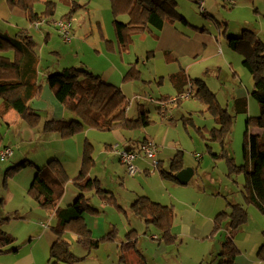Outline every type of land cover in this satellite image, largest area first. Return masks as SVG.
<instances>
[{"label": "rangeland", "instance_id": "1", "mask_svg": "<svg viewBox=\"0 0 264 264\" xmlns=\"http://www.w3.org/2000/svg\"><path fill=\"white\" fill-rule=\"evenodd\" d=\"M50 1L56 4L54 14L48 18L42 16L41 21L43 23L39 29L33 28L30 30L27 21L20 16H14L8 20V23H0V31L12 36L14 31L10 30V28L5 30L6 27L10 26L13 29L16 26L18 28L16 31L19 32L22 29H27L29 35L32 36L36 43V54L40 59L47 58L54 62V65L57 63L67 67L91 65L95 69H101L107 66L105 64L106 58L115 62L118 67L123 65L124 71L123 75L119 77V87L123 85V91L126 98H128L127 111H129L128 114L130 113L129 117L137 115V111H135L137 105L141 104L147 107L149 117L153 123L145 127V129L153 132L157 130L162 120L159 118L157 110L159 105H156V103L168 101L166 108L169 107V117L172 118L171 120H165V124H169L170 130L169 158L163 159V163L166 161L170 165L173 155L182 152L183 168H191L194 173L187 185L178 186L184 191L189 190V188L197 191H200L201 188L205 191L202 195L205 197V202L201 205L200 213L196 216L193 226L195 227L198 222L205 225L209 220L205 209L212 207L211 198L217 199V212L228 211L230 209L229 204H242L246 210V221L235 234L234 231L229 230V232L233 233V240L236 245H240L245 251L254 254L256 258L259 245L263 242L264 215L257 211L254 206L245 204L242 193L245 184L243 174L231 171L225 159H213L211 154L220 153L221 145L216 142L206 141L207 132L214 126L212 117L206 111V106L195 97L172 102V99L178 95H174L175 91L171 88L168 77H166L169 69H171L169 67V59L164 52L156 51L157 42L153 34H158L159 32L152 30L153 34L148 31L133 34L127 42V47L121 50L115 40L112 24L113 15L110 11L109 0H90V6L87 7L86 5L84 8L82 5L72 15L71 41L64 43L52 24L53 21L56 22L65 18L70 13V9L59 0ZM200 1H203L204 9L207 6L211 7L213 14L207 15L206 13L203 15L199 6ZM206 1L176 0V10L179 15L186 18L187 22L189 21L199 27H201L200 25H206L207 31L217 38V47L220 51L217 48V58L208 63L207 68L210 71L205 72L204 67L199 69L191 67L189 72H187L185 62L182 63L183 71H186L187 76V73H189L191 80L201 79L204 83L206 82V87L215 95L217 102L230 114L233 113L234 100L241 98L246 100L247 113L245 115L239 114L235 117L230 140L225 147L227 155L234 160L237 166H240L244 164L245 122L248 118L259 117L261 109L259 104L250 96L253 81L248 71L242 66L243 57L227 47V42L222 32L225 30L226 35L239 36L241 30L247 28L253 31L264 43V0H236L235 6L226 5L220 0H208L207 4L205 3ZM33 9L34 11L36 10V13H41L44 10L43 2H37ZM118 19L121 22H127L129 17L123 11L118 15ZM45 33L50 34L49 43L44 42L43 36ZM77 40L78 42L80 41L83 49L82 56L76 54ZM111 40L115 42L117 48L112 49ZM42 48L43 51L41 52ZM52 49L58 50L59 56L52 54ZM175 65L178 67L177 64ZM217 70L219 72L218 75H216ZM129 71L130 76H134L136 71L138 73L137 77L124 80ZM109 81L112 83L113 80L110 79ZM138 96L141 99H137L136 97ZM161 96L167 98L162 99ZM149 98H152L155 102L148 101ZM40 116V121L35 126H30L24 121H20V125H12L10 127H7L3 121L0 124V148H2L1 146L11 147L12 154L14 153L9 162H0V220H2L0 228L15 237V246L19 247L17 253H12L17 254L16 257L10 259L2 257L0 258V264H13L14 261L18 262L19 260L32 262V255L37 264H50L48 250L43 249L41 246L42 241H38L36 238L38 237L36 233L43 229L33 226L25 215L29 210L28 203L23 204L24 208L16 207V203L21 202V197L17 190L23 187L25 188L24 197L34 206V200L27 192L31 183L29 177H31V173H35V167H43L47 162L44 164L38 162V166H28L17 172L5 173L6 168L22 159L28 149L41 145L40 141L43 140V137L39 133L38 128L42 126L48 114L41 108ZM40 128V132H42V127ZM143 129L126 130L124 133L128 134V136H132V134L139 136ZM85 130L88 129H84L79 133ZM262 130V128L257 127L253 123L249 124L248 133L261 134ZM117 132L118 129L116 132L113 130L110 133L90 129L89 136H84L85 140H83L88 141L90 144L92 143L95 146L96 153L95 143H97L98 139L101 141L109 139L113 145L115 143L113 138L118 137ZM138 136H134V138L137 139ZM116 142L119 143L115 144L118 148L120 144H124V141L120 142L117 140ZM8 143L10 145H7ZM120 148L123 149L122 147ZM195 155L202 158L198 161ZM102 161H104V158H99V169L102 167ZM115 164H117V161H114L113 164L110 162L111 167ZM118 167L120 168V174H118L117 178L106 177L103 178V181L107 183V189L115 194L114 197H116L123 209H116L106 201L104 202L107 207L102 206L98 199L91 201L98 209V214L104 220L106 227L108 225L107 231H109L110 225L115 226L114 237L102 241L95 251L91 250L88 252L85 247L77 243L75 235L67 230L63 237L70 244V250L73 255L78 259L73 264H119L120 251L118 244L121 241H125V234L131 229H135L140 249L147 255L150 262L155 261L152 260L150 254H155L156 257H159L161 264H199L201 261L203 264H211L210 261L208 262L209 259L203 260L201 256L203 254L206 255V258L209 256L211 252L210 241L202 243L192 239H178L174 233L176 230L181 231V227H173V224L171 233L175 236L174 243L166 244L162 242V248L164 247L166 250L161 249L160 252L158 251L157 243L149 239L148 229L145 227L144 221L130 213L129 206L133 201V197L129 198V196L134 191L138 193L137 197L147 193L150 195L151 200L156 202L163 201L162 203H164L165 200H162L163 198H160L156 192L160 190L157 180L162 181L165 179L161 178V180L157 170L153 169L152 166L151 168L148 167L149 173L154 172L155 177L152 179L148 178L146 183H141L142 187L139 188L136 183L131 182L130 177L133 176L128 175L126 172L124 173V169L120 165ZM162 169L168 170L169 167L167 165ZM140 174H143L141 170ZM100 175L102 178V173ZM137 175L140 176L139 173ZM169 182L171 181L169 180ZM217 193L219 194L217 195ZM11 194L12 196H10ZM176 204H178V201ZM203 206L205 209H203ZM171 208L173 212L177 210L175 207L171 206ZM217 214H214L213 218L210 219V234L213 237L219 233L222 235L224 232L226 241L225 225L219 231L213 232V221ZM55 224L56 220L51 218L50 225L54 226ZM103 235L105 236L106 233ZM137 260L136 255L130 254L126 264H136Z\"/></svg>", "mask_w": 264, "mask_h": 264}, {"label": "trees", "instance_id": "2", "mask_svg": "<svg viewBox=\"0 0 264 264\" xmlns=\"http://www.w3.org/2000/svg\"><path fill=\"white\" fill-rule=\"evenodd\" d=\"M39 1L7 0L10 7H17L26 12L31 24L40 21L42 16L48 18L53 15L54 3L49 0H45L42 13L36 14L33 7ZM109 1L115 40L121 50L127 47V42L133 34L152 32V30L160 31L164 24L169 22L188 25L187 20L176 10V0ZM123 11L129 17L127 22H121L118 19V15ZM201 13L205 15L204 10H201ZM201 31L205 30L201 29ZM222 34L225 36L227 47L243 57L242 66L248 71L253 81L250 96L261 109L259 117L248 118L245 122L243 165L237 166L227 155L225 147L230 140L235 117L247 113L246 100H234L233 113L230 114L217 102L215 95L201 79L191 80L187 78L184 71L180 70L170 76V82L178 96L189 83L191 84L192 97L206 106V111L214 123L207 132L206 141L221 145L220 153L211 154L213 159H225L231 171L243 174L245 184L242 193L245 204L254 206L264 215V43L247 28H243L239 36L226 35L225 30ZM37 63L36 43L31 35L20 31L15 36H10L0 31V124L4 114L9 110H15L20 120L30 126L39 123L40 114L29 104L31 99L41 94L42 86L38 83ZM133 77L130 76L129 71L124 80ZM46 84L58 103L71 112L74 118L45 119L42 123L43 132L57 133L66 138L89 128L103 132L117 129L132 131L145 128L153 122L149 117V111L143 106L138 109L136 117H129L127 115L128 99L121 89L102 80L100 76L93 74L84 66L65 67L62 70L50 72L46 78ZM166 98L162 97V99ZM250 123L262 128L261 134L248 133ZM133 149L135 148L131 147L130 150ZM92 165L91 148L87 144L83 151L81 170L73 180L80 194L71 205L62 209L58 208V202L69 181V176L62 164L57 159L51 158L45 166L35 167L27 192L42 210L54 211L58 218L57 226L53 228L56 239L49 249L50 264H73L78 260L71 252L70 244L63 237L67 230L71 231L76 236L77 243L88 251L97 249L102 241L114 237V232H110L102 238H93L84 220L86 214L98 213L86 197L88 192L94 191L100 200L106 201L119 210L123 209L116 202V198L102 188L96 177L88 175ZM28 166L34 167L33 163L24 160L8 167L5 173L17 172ZM182 169V152H178L171 158L169 169H161L159 174L162 179L178 183L175 175ZM229 208L228 211L220 212L215 216L213 232L219 231L224 225L228 230L235 232L245 223L246 210L242 204H229ZM129 209L136 217L144 221L146 227H153L159 232V241L166 244L174 243L175 236L171 233L174 214L171 206H164L148 197L141 196L130 205ZM1 222L2 220L0 224ZM262 235L263 242L256 253L259 262H264V231ZM15 242V237L0 228V255L16 252L19 248L15 246ZM119 251V264H125L129 254H135L139 264H146L138 247L135 230L125 234V241L119 246ZM239 253L232 233L221 245L218 264H236L235 259Z\"/></svg>", "mask_w": 264, "mask_h": 264}, {"label": "crops", "instance_id": "3", "mask_svg": "<svg viewBox=\"0 0 264 264\" xmlns=\"http://www.w3.org/2000/svg\"><path fill=\"white\" fill-rule=\"evenodd\" d=\"M59 1L62 2L65 6H67L70 9V13H68L65 16V17H67L66 20H69L70 22L72 20L71 19L72 15L77 12L76 9L81 8L82 5L84 8L86 5H87V7L90 6V3H89L90 0H59ZM207 1L205 2L206 4H207ZM39 2H43V4H44L45 0H40ZM53 3H54V10H55L56 4H55V2H53ZM75 5H77V6H75ZM110 7H111V4H110ZM110 7H109V9H110ZM202 8H203L205 14L206 13H207V15L213 14L211 12L212 11L211 7L207 6V8L205 7L206 9H204V4H203ZM71 10H73V12H71ZM110 11L112 12L111 9H110ZM35 12H36V10H35ZM38 14H40V13H38ZM53 14H54V11H53ZM14 16H20L23 18V20L27 21L28 22V28H30V30L34 28L33 25L31 26V23L29 22L28 14L26 12H24L23 10H21L17 7H10L7 0H0V23L1 24L3 22L5 24L8 23V20L12 19ZM200 26L201 27H199L198 25H194L190 22L188 25L169 22V23L164 24L162 29L160 31H158L159 32L158 34H153V32H150L156 38V40H155L157 42L156 51L164 52L165 56L169 59V67L171 69H169L168 76H166V77H168L169 82H170V76L171 75L178 73L180 70L183 71L182 63H184V62L186 64L187 72H189V68H191V67H197V69H199L200 67H204L205 72L210 71L207 68V65L211 60H213L214 58H217V54H218L217 38L211 32L207 31V29L205 28L206 25H200ZM9 28H10V30L14 31V33H12V36H15L19 32V31H16L18 29L16 26L13 29L10 26H8L5 28V30H8ZM54 28H55V26H54ZM201 28H203L205 31L202 32ZM22 30L25 31L27 34H29L27 29H22ZM55 31H56V29H55ZM49 36H50L49 33L44 34L43 39H44L45 43H49V41H50ZM76 42H77L76 54L82 56L83 55V49H82L81 43H80V41L78 42V40ZM110 42L112 43L111 44L113 47L112 49L117 48V46L113 40H111ZM42 51H43V48H42L41 52ZM219 51H220V49H219ZM51 53L56 55V56H59V52L56 49H52ZM37 59H38L37 76H38V83L42 86L41 94H39L37 96V98L31 99L29 101V104L31 105V107L34 110H37V112L39 114L41 112V108L44 109L46 111V113L48 114V116H46V119H50V118L59 119V118H61V119L68 120V119L74 118V115L71 112H69L60 103H58V101L55 99L52 91L50 90V88L46 84V78L50 74V72L62 70L63 68H65L67 66H64L60 63H57L56 65H54L55 64L54 62L50 61L47 58H45V59L41 58L40 59V57L38 55H37ZM174 63L177 64L178 67ZM105 64H107V66H105L101 69L100 68L95 69L91 65L84 66V67L87 70H89L90 72H92L93 74L100 76L101 79L104 81L111 83L109 80L112 79L113 81L111 84L119 87V77L123 75V71H124L123 65H121V67H118L115 62L110 61L107 58H106ZM174 65H175V67H174ZM68 67H72V66H68ZM135 73L136 74L134 75V77H137L138 73L136 71H135ZM184 73L186 75V71H184ZM218 73L219 72L217 70L216 75H218ZM187 74H188V76L186 75L187 78L191 79V76L189 75V73H187ZM166 77H163V78H166ZM160 82H161V80H160ZM169 84H170L171 88H173L171 82ZM205 84L207 85L206 82H205ZM119 88L121 89V91L125 95V93L123 91V85ZM173 90L175 91L174 88H173ZM184 91H185V89H184ZM169 94H173V93H169ZM176 94L177 93L175 91L174 95H176ZM161 97H163V96H161ZM168 97H170V96H168ZM46 98H47V100H45ZM136 98L141 99L140 96H138ZM151 100H153V99L149 98L148 101L155 102L154 100L153 101H151ZM157 104H158V102L156 103V105ZM140 106L142 107L143 105L139 104L136 107L135 111H137V113H138V109L140 108ZM143 107L147 109V107H145V106H143ZM157 110H158L159 118L162 120L161 121L162 123L157 127V130L155 132L144 128L143 130H141V132H140L141 134L139 136L135 135V134H132V136H128V134L124 133L126 130H118V132H117L118 137L113 138V141L115 142L113 145L109 139L104 140V141L103 140L101 141L100 139H98L97 143H95L96 144V153H95V146L92 143L90 144L88 141H84L85 140L84 136H87V137L89 136L90 129L85 130L82 133H77L74 136L65 138V137H61L59 134L53 133V132H51V133H47V132H43V131L40 132V129H41L40 127H42V126H39V128H38L39 133H41V135L43 137V140L40 141L41 145L31 147L30 149H28L26 155L22 159H20L16 163L10 164L8 167H10V166L12 167V166L24 161V160H27V161L33 163L34 166H38V162H40L41 164H44V163L48 162L51 158H55L58 161H60V163L62 164L63 168L65 169L67 175L69 176V181L65 185L63 195L59 199L58 208H61V209L66 208L69 205H71L76 200L78 195L80 194V191L75 187L73 180L78 176V174L81 170V162H82L83 151L85 148L84 147V143H85V146L87 144L90 145L91 156H93L92 157L93 165L90 168L88 175L90 177H96L99 180L102 188L106 191H109L111 193V195L114 196L115 194L107 189L108 185L105 181H103V178H106V177H110L111 179L117 178L118 174H120V168L118 167V165H120L124 169V173L126 172V168L120 162L119 156L117 155V152H116L118 149H121L120 147L130 150L131 147L136 148L142 141L151 142L157 148V153H156L157 169L156 170L158 172V175L160 176L159 170H161L162 168H164L167 165L169 167V162L166 163V161H165V163H163V159L169 158V136H170L169 131L170 130H169V124H165V120H171L172 118L169 117V111H168L169 107H167V108L165 107L164 109H162V108L157 106ZM128 112L129 111H127V115L129 116L130 113L128 114ZM136 116L131 115L130 117H136ZM2 121L7 125V127H10L12 125H20V123H21L19 115L15 110H9L8 112H6L2 118ZM152 123L150 125H152ZM114 131L116 132V130H114ZM250 134H255V133L252 132ZM134 136H138V138L135 139ZM117 140H119L120 142L124 141V144L123 145L120 144L121 146L119 145V148L117 145H115V144H119L116 142ZM7 145H10V144L8 143ZM1 147L3 148V147H8V146H1ZM13 155H14V153L7 160L0 161V162L1 163L9 162V159H11L13 157ZM195 157L198 161L202 158L201 156H198V155H195ZM99 158H104V161H102L101 169L98 168ZM114 161H117V164H115V165H113V167H111L110 162L113 164ZM134 164L139 168V170L142 171L143 174L139 173L140 176H138L136 174L133 177H130L131 182L136 183L137 186L139 188H141L142 187L141 183H146L148 178L152 179L155 177L154 172L149 173L150 170L148 169V167L151 168V161L150 160H144V159H137L134 162ZM153 171H155V170H153ZM101 173L103 176L102 178L100 175ZM30 176L31 177H29V180L32 182L34 174L31 173ZM144 177H146V178H144ZM160 179H161V177H160ZM104 180H107V179H104ZM157 181H158L160 190L158 192H156V194L160 198H163L162 200H165L164 203H162L163 201H158L157 203H160L161 205H164V206H172V207H175L177 209V210H175V212H173V214H174L173 227H181V231L176 230V232L174 234L177 236L178 239L179 238L192 239L195 241H201L202 243H207V241H210L211 252H210L209 256L207 258H206L205 254H203L201 256H202L203 260L209 259L208 262L210 261L211 264H217L219 261L218 260V254L220 252L221 245L225 241L224 232L222 233V235H221V233H219L217 235H214L213 237H211V234H210V228H211L210 219L213 218L214 214L220 213V211L217 212V210H218L216 207L217 199L210 197L212 200V204H213L210 209H207V208L205 209V207L203 206V209H205V211H207V217L209 218L207 223L205 225H202L201 223L198 222L196 224V226L194 227L193 223L195 222L196 216H198V214L200 213L201 205H203V203L205 202V197L202 196L203 193H205V191L202 190L201 188H200V191L194 190L192 188H189V190L184 191V190H182L181 187L178 186V185H180L179 183H175L172 181L169 182V180H162V181L157 180ZM181 186H185V185H181ZM17 191L19 192V196L21 197V202L16 203V207L18 208L20 206L19 208H24L23 204L28 203L29 210L25 215L28 218V220L30 222H32L33 226H35L37 228L40 227L41 229H43V230H40L38 233H36L38 236L36 238L38 241H42V245H41L42 248L45 249L46 251L48 250V252H49L51 245L53 244V242L56 239V236L53 232V228L57 226V222H58V218H57L56 214L54 213V211L42 210L32 200L34 203V206H33V204H31V202H29V200H27L26 197H24V193H25L24 187L18 189ZM137 194L138 193L136 191H134L129 196V198L133 197L132 203L138 198ZM218 194L219 193H217V195ZM10 196H12V194ZM141 196H145V197H148L149 199H151L150 195L147 193H144L143 195H140L139 197H141ZM86 197L90 200V203L92 200L98 199L102 206L107 207V204L104 201L100 200V198L94 193V191L86 193ZM177 201H178V204H176ZM116 202L118 203L119 201L116 199ZM154 202H156V201H154ZM91 205L96 209V207L92 203H91ZM130 213H132L131 210H130ZM180 216H181V219H180ZM51 218H54L56 220V224L54 226L50 225ZM84 220H85L87 227L91 231L93 238H96V239L104 237V235H103L104 233L108 234L110 232H115V230H116L114 225H110V227H109L110 229H109V231H107L108 225L106 227L104 220H102L101 216L98 213L95 215L86 214L84 216ZM146 228L148 229L149 239L151 241H154L155 243H157L158 251L160 252L161 249L166 250L164 247L162 248V241H159V237H158L159 232L153 227H146ZM131 230H133V229H131ZM226 231H227V234H226ZM226 231H225V235H227V238H228V237H230V235L232 233L229 232L228 228H226ZM236 231H238V230H236ZM235 232H234V234H235ZM66 233H67V231L63 234V236ZM30 239H31V237H30ZM122 242H124V241H121L118 244V247L120 246V244ZM236 246L239 249V251H241V253H239V255L235 259L236 264H264V262H259L257 260V258L254 257V254H251V253L245 251L243 248H241L240 245H236ZM138 247L140 249L139 244H138ZM18 250L19 249H17V251L14 253H17ZM94 251H95V249H94ZM140 251L146 260V264H161L159 262V257H156L155 254H150L152 257V260H155L154 262H150L148 260L147 255L144 254L141 249H140ZM16 255L17 254H12V252H11V253L6 254L5 256H0V258L7 257L10 259L12 257H16ZM137 259H138V257H137ZM127 260H128V257H127ZM197 260H199V258H197ZM126 263H127V261H126ZM201 263H202V261L199 264H201ZM13 264H37V263H36V260L33 258V255H32V262L29 260L28 261L19 260L18 262L14 261ZM136 264H139L138 260H137Z\"/></svg>", "mask_w": 264, "mask_h": 264}, {"label": "built area", "instance_id": "4", "mask_svg": "<svg viewBox=\"0 0 264 264\" xmlns=\"http://www.w3.org/2000/svg\"><path fill=\"white\" fill-rule=\"evenodd\" d=\"M224 4L233 6L236 0H220ZM199 6L201 10H203V1H200ZM43 23V21L35 22L33 27L38 29L39 26ZM55 29L59 36L61 37L64 43H69L71 41V22L66 19H61L60 21L53 22ZM192 96L191 84L189 83L185 91L179 96L172 99V102H177L179 99H185ZM153 101V100H151ZM155 101V100H154ZM165 103V104H164ZM158 102L160 108L164 109L168 103L167 102ZM117 155L119 156L120 162L125 166L126 173L130 176H134L137 173H140L139 168L134 164L137 159L150 160L151 166L153 169H157V161H156V153L157 148L151 142H143L140 143L133 150H117ZM12 156V148L11 147H3L0 148V161L7 160Z\"/></svg>", "mask_w": 264, "mask_h": 264}, {"label": "water", "instance_id": "5", "mask_svg": "<svg viewBox=\"0 0 264 264\" xmlns=\"http://www.w3.org/2000/svg\"><path fill=\"white\" fill-rule=\"evenodd\" d=\"M129 150V149H127ZM194 170L191 168H183L176 175L175 179L180 185H186L192 178Z\"/></svg>", "mask_w": 264, "mask_h": 264}]
</instances>
